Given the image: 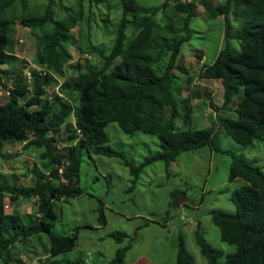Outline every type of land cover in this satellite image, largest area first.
Returning a JSON list of instances; mask_svg holds the SVG:
<instances>
[{"label": "trees", "instance_id": "obj_1", "mask_svg": "<svg viewBox=\"0 0 264 264\" xmlns=\"http://www.w3.org/2000/svg\"><path fill=\"white\" fill-rule=\"evenodd\" d=\"M17 2L25 4V0H0V64L15 59L10 35L19 16L24 27L37 33L34 60L57 75L62 74V64L66 63L70 75L60 88L77 95V105L73 108L69 100L57 94L49 97L43 89L52 80L48 72H33L32 84L26 76L14 77L11 83L0 76V86L8 87L9 92L0 103V157L8 156L2 153L4 143L22 142L25 149L38 152V164L32 168L33 184H20L15 177L11 184L0 180L3 264L18 263L20 259L14 256L12 246L33 235H47L46 253L50 256L75 245L74 233L52 231L53 220L57 219L54 207L60 199L82 193L78 185L82 151L117 155L109 145L106 131L111 123L128 134L143 132L158 138L159 150L146 156L141 166L157 160L169 165L181 152L207 145L225 151L213 145L217 120L224 132L244 147H253L255 140L264 135V0H161L157 7H148L138 0H119L121 14L109 48L92 43L89 37L88 44L79 47L82 55L89 52L99 57L100 65L87 58L73 61L66 49V44L83 38L82 8L74 10L60 0H47L41 13H7ZM197 3L211 10L209 17H223L225 42L211 63H202L198 77L221 81L223 108L237 99L235 117L217 118L213 113L209 126L203 128L193 127L194 93H182L188 76L176 72H184L178 64L179 56L182 45L191 38L190 22L196 15ZM77 5L82 4L79 1ZM55 6L63 11V16L54 14ZM159 11L163 20H157ZM233 19H238V27ZM0 72L14 74L15 70ZM71 116H75L74 124L68 121ZM61 127L67 134L59 144ZM139 168L131 171L137 175ZM235 178H241L243 184L231 193L234 212L217 208L210 211L213 223L219 227L220 239L234 245V251L224 253L213 247L199 227L194 232L196 243L209 264H264V170L232 154L228 179ZM29 197L37 199L38 208L30 221L25 222L18 211H6V202L17 203ZM111 236L120 242L125 233L116 231ZM125 251L126 247L118 248L109 264H123ZM59 261L83 264L81 259ZM175 264H195L182 235L178 238Z\"/></svg>", "mask_w": 264, "mask_h": 264}, {"label": "rangeland", "instance_id": "obj_2", "mask_svg": "<svg viewBox=\"0 0 264 264\" xmlns=\"http://www.w3.org/2000/svg\"><path fill=\"white\" fill-rule=\"evenodd\" d=\"M60 1L68 7H74V10L80 7L84 13L81 22L83 38L74 39L75 44H66L73 61L87 58L90 63L100 65L99 57L89 52L82 55L79 47L84 48L88 44L86 38L89 37L92 43L109 48L121 14L119 0ZM79 1L81 6L77 5ZM138 1L148 7H157L161 2ZM219 1L222 0H210L212 3ZM46 3L47 0H25L24 5L17 2L7 13L18 15L25 10L41 13ZM210 11L199 4L196 7V15L190 22L191 38L182 45L179 56L181 62L178 64L180 68H184V72L176 69L183 77L188 76L187 86L182 93L188 94L190 90L194 93V128L209 126L212 111H215L217 118L235 117L237 109L236 97L229 106H221L220 80L198 77L202 63H211L218 50L225 45L223 17H209ZM54 14L61 17L64 13L55 6ZM16 17L10 37L13 41L11 52L17 57L11 63L0 64V69L10 67L11 70L13 65L15 73H0L5 80L27 76V72L36 66L34 57L38 49L37 33H31L21 24L19 16ZM158 19H164L162 11L157 13ZM233 22L235 27L239 26L238 19H233ZM18 38H22L24 43L18 44ZM231 41L235 48H239L234 39ZM23 60L25 62L22 64ZM20 69L21 75L17 73ZM61 69L63 74L57 75L59 81L70 75L66 63L62 64ZM49 90L59 91L76 108L77 95L62 90L58 84ZM7 97L1 91L0 103ZM217 122L218 133L213 145L225 151H218L207 145L181 152L169 165L157 160L143 166L141 164L144 158L159 150L158 138L143 132L128 134L116 123L109 124L106 128L109 145L117 155L105 156L93 151H82L78 183L82 193L60 199L54 207L57 219L53 220L52 231L63 235L74 233L75 245L71 249L49 255L44 261L48 254V237L46 234L39 237L33 235L12 246L14 256L21 257L16 264H63L59 261L61 259H81L83 264H109L120 247H126L123 264H175L180 235L187 250L193 255L195 264H209L201 255L195 240L194 232L198 227L213 247L224 253L234 251V245L220 239L219 227L213 223L210 211L214 208L228 212L235 210L231 193L243 184V180L228 179L232 154L254 162L264 170V135L255 140L253 147H244L226 134L218 120ZM66 134L67 131L61 127L58 131L59 144L63 143L61 140ZM4 144L2 153L8 156L0 157V180L11 184L15 177L20 184H33L32 168L38 164V152L25 149L22 142ZM138 167L136 175L131 168ZM6 203V211H18L25 222L30 221L38 212L35 197L21 198L17 203ZM116 231L125 233L120 242L111 236ZM219 261L222 262L223 257Z\"/></svg>", "mask_w": 264, "mask_h": 264}, {"label": "clouds", "instance_id": "obj_3", "mask_svg": "<svg viewBox=\"0 0 264 264\" xmlns=\"http://www.w3.org/2000/svg\"><path fill=\"white\" fill-rule=\"evenodd\" d=\"M17 43L18 44H23L24 43V40L22 39V38H18V40H17ZM14 54V53H13ZM14 56H15V59H16V55L14 54ZM204 58V57H203ZM25 62V60H23V62H22V64ZM34 63H35V67L34 68H31L30 69V71L29 72H27V76H26V78H27V80H28V82L30 83V84H32L31 82H32V73L33 72H36V73H41L42 75H44L46 72H48V73H50L51 75H52V80L50 81V83H48V85H46V86H44L43 87V89L44 90H46L47 91V94H49V97H51V95H53V94H57L58 96H60V97H62V98H64L63 96H61L60 95V93H59V91H56V92H50V90H49V88L50 87H52V86H54V85H56V84H58L59 86H61V84H62V82L64 81V80H62V81H59L58 80V78H57V74H54L51 70H49L46 66H44V65H42V64H38L35 60H34ZM21 66H23V65H21ZM8 68H10V67H8ZM7 69V68H6ZM12 69H13V65H12ZM1 70V69H0ZM1 73V72H0ZM21 73H22V69H20V75H21ZM9 74H11V73H9ZM63 74V73H62ZM1 76V75H0ZM21 77V76H20ZM2 78H4V77H2ZM21 78H23V77H21ZM6 80L9 82V83H11V80H8L7 78H6ZM8 87H6V88H4V87H1L0 86V92L2 91L4 94H6V95H9V92H8V89H7ZM32 90V88H30V91ZM7 99V98H6ZM64 99H66V98H64ZM67 100V99H66ZM77 105V104H76ZM72 106H73V108H75V106L72 104ZM76 109V108H75ZM212 113H214L215 114V111H212ZM210 116V115H209ZM69 122H71L72 124H74V122H75V116H71L70 117V119L68 120ZM6 206H7V204H6ZM5 206V209L7 208ZM11 209V208H10ZM15 246V245H14ZM50 254H46V256L44 257V261H46V259H47V257L49 256ZM17 258H19V259H21L20 257H17Z\"/></svg>", "mask_w": 264, "mask_h": 264}, {"label": "crops", "instance_id": "obj_4", "mask_svg": "<svg viewBox=\"0 0 264 264\" xmlns=\"http://www.w3.org/2000/svg\"><path fill=\"white\" fill-rule=\"evenodd\" d=\"M21 258V257H20Z\"/></svg>", "mask_w": 264, "mask_h": 264}]
</instances>
